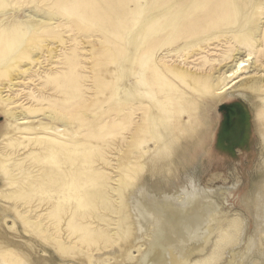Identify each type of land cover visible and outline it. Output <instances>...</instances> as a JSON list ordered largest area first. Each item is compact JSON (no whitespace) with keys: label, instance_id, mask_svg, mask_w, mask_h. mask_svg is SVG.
<instances>
[{"label":"bare ground","instance_id":"bare-ground-1","mask_svg":"<svg viewBox=\"0 0 264 264\" xmlns=\"http://www.w3.org/2000/svg\"><path fill=\"white\" fill-rule=\"evenodd\" d=\"M253 4L254 0H52L57 13L71 14V20L65 21L69 29L91 35L99 32L104 45L98 49L93 75L86 77L79 70L82 60L73 48L65 56L67 70L45 76L44 85L53 84L64 94V103L37 98L51 107L47 118L59 119L49 126L42 124L55 134L28 136V132L15 131L41 124L31 123L23 109L6 117L13 126L0 140V157H10L18 147H40L30 148L8 165L0 159V226L11 218L12 227L6 229L26 237L23 244L14 245L0 235V264H33L32 254L55 247L64 233L66 243L73 246L59 244L65 250L58 252L57 247L55 252L62 257L68 253L72 264H264V180H258L246 197L253 220L250 228L242 212L224 210L219 187L200 185L194 162L186 161L181 170L175 167L186 143L193 140L202 147L204 122L190 110L192 100L185 96L186 88L201 92L200 99L206 96L219 101L231 95L249 99L254 85L262 82L260 76H243L248 68L260 67L254 58L264 45L263 22L256 19L264 12V0L260 11ZM6 14L0 11V17ZM25 16L32 18L29 29L19 25L0 28V60L6 48L12 49L17 42V50L19 43L27 41L32 26L40 29L31 48L54 34L51 28L41 27L53 21L50 12L32 7ZM128 28L138 30L128 39L131 54L123 56L127 48L121 34ZM222 36L227 47L212 60L217 68L211 74L198 73L199 78L191 82L178 70L168 69L165 58L172 59L178 48ZM30 54L40 56L37 48ZM22 56H27L26 50ZM119 56H123L122 64L117 61ZM210 62L203 55L201 66ZM21 67L29 70L27 62ZM8 77L12 81L19 73ZM84 77H91L89 88L98 101L110 102L99 113L88 109L91 95L80 89ZM117 80L127 99L139 97L140 102L112 106ZM53 107L62 111H52ZM89 112L96 114L93 121ZM74 113L81 116L77 124L68 118ZM254 118L264 152V108L254 106ZM60 135L70 140H61ZM114 145L122 152L116 165L108 160ZM141 152L147 155L149 173ZM115 167L113 178L111 168ZM8 172H14V180L4 182ZM239 182L234 179L228 188ZM35 202L45 210L44 215L26 217ZM54 233L57 241L52 238ZM38 257L52 264L47 256Z\"/></svg>","mask_w":264,"mask_h":264},{"label":"rangeland","instance_id":"rangeland-1","mask_svg":"<svg viewBox=\"0 0 264 264\" xmlns=\"http://www.w3.org/2000/svg\"><path fill=\"white\" fill-rule=\"evenodd\" d=\"M260 1L261 0H254L253 7L256 11H260V9H258ZM51 4L52 0H1L0 2V11L2 14L3 12L4 14L8 12V14L0 17V28H13L19 25L25 30L27 28L29 29V21L32 18H27L26 16L22 17V15L31 11L32 7L46 10L54 16L53 21L41 26L42 28H51L54 31V34L51 37L39 40L36 43V47L31 48L30 46L34 44L35 40L33 39V36L36 35V31L40 29L39 27L32 26L27 41L23 44L19 43L17 50V42H15L14 45H12V49L6 48V52L1 57L0 74L4 73L5 78L3 82L5 84L0 85V89H4V91L0 93V140L7 136L5 134L8 133L7 129L9 126H13L10 122L7 123L5 121L6 117H11L10 112L19 109L28 111V114L34 119H31L32 121L30 120L31 123H38L39 121L41 124H36L29 129L18 128L15 131H18V133L28 132L29 134L24 133L28 136H35L36 134L38 135L42 133L55 134L51 129L46 131L42 124L49 126L50 124L58 123L59 119L55 118L51 120L50 118H47L46 112H50L51 107L48 105L47 101H42L40 103L37 101V98L46 96L56 99L61 103L65 102L63 99V92L53 88V84L44 85L43 82L47 74L59 73L60 75L67 70L65 56L72 53L73 48L78 55L77 58L82 60L79 70L85 71L84 73L86 74V77L87 75H93V64L99 59L98 49L102 48L104 45L102 44L103 39L101 38L100 33L93 32V35H91L89 31L81 33L76 32L71 28L70 30L69 24L67 25L65 21L69 22L71 20V18H69L71 14L68 12L57 13L56 9L51 7ZM256 19L259 23L263 22L262 24L264 27V12L257 16ZM140 22L139 19L137 24H140ZM137 30L138 28H128L123 34H121L122 42L127 48V52L123 56L131 54L128 39L129 36ZM181 45L182 43L180 42L179 46ZM226 47L227 42L224 36L217 37L213 40H196L192 47L188 48L184 45L182 48H178L179 51L174 53L172 59L169 56L166 57V65L171 71L178 70L187 78L189 77L191 82H193V80L199 78L196 74L201 72H210L211 74L214 71V68H217V63L212 60L220 57V52ZM35 48H37L40 53V56L38 57H33L30 54L33 50L35 51ZM25 50L27 51V56H22V53ZM12 51L14 54L10 56ZM203 55L211 60V62L205 66H201ZM123 56L118 57V63H123ZM254 59L256 60V64L260 67L255 68L254 70H252V67L248 68L243 76H260L262 82L254 85L250 92L251 96L249 99H242L237 95H231L219 101L206 96L205 98L200 99L199 96L201 92L186 88L187 93L185 96L188 95V98L192 100L190 110L192 113L197 112L196 115L198 118L202 119L204 122L203 134H201L202 147H200V144L196 141L191 140L185 144L180 155L181 160L177 158L175 159L177 161L175 167L180 170L182 169L183 163L186 161L190 163L194 162V164H196L195 171L199 176L200 185L213 188L219 187L222 191V196H224V210L229 211L230 213L242 212L243 215L248 217L250 228H253V220L245 205L246 197L249 195L254 184L257 183L258 180H264V165L262 164L264 163V152L261 151L260 140L256 132V122L254 118V106L257 105L258 107L264 108V45L262 46V51ZM158 60V62L162 64L160 57H158ZM25 62L28 63L29 70H26L25 67H21ZM177 66L181 68L177 69ZM191 72H194V74ZM12 73H19V77L12 81L8 80L10 79L8 76ZM2 75L3 74H1L0 77ZM86 77L81 80V92H84L87 96L91 95L88 104L89 111L99 113L104 110L110 102L98 101V97H95L94 91L89 88L92 86L91 77L84 80ZM123 89L122 83L120 80H117L114 84L115 94L113 96L112 106H115V102L116 104L120 103L121 105H132L140 102L141 98L139 97L131 100L127 99L125 93H123ZM30 93L34 94L36 98L30 96ZM6 96H9L10 98H6ZM230 101L236 102L232 104L233 102ZM236 104L240 106L241 109L234 108L233 106H236ZM53 108L52 111L57 109L61 110L58 107ZM89 113L91 116L90 121H93L96 114L93 113L92 115L91 112ZM68 118L73 124H77L81 120V116L78 113L70 114L68 115ZM18 133L16 135H19ZM148 133H150L154 139L155 132L152 128H150ZM60 138L61 140H70V138L62 135H60ZM149 143L150 146L154 147V141L151 140ZM0 146L2 147L3 143ZM39 147L40 146L35 147L33 144L23 148L18 147L15 154L13 153L10 157H0V159L3 161V165H8L25 155L30 151V148L33 149ZM120 154H122V152L119 151V147L114 145L112 151L108 154V160H110V163L116 165L118 157H121ZM141 154L143 161L142 164L144 169L148 172L149 165L146 159L147 155L142 152ZM106 167L108 169L110 168L109 165H106ZM259 167H262V169ZM111 169L113 170L111 175L115 178L117 169L116 167ZM12 174H14V172L6 173V179H3L4 182L13 181L14 178H11ZM236 178L240 181L238 185L233 189L228 188ZM46 206L47 205L42 206V209ZM28 208L29 211L30 209L32 210L30 213L24 214L26 217H28L29 214L34 215L37 213L38 219L40 215H44L45 210H41V207H37L36 202L33 203L32 207L30 206ZM46 220L47 219H44L43 221L45 222ZM11 225L12 219L9 218L3 227L0 226L1 237H5L3 238L4 240L8 239L9 242L14 245L15 242L23 244L22 242H24V238H26L25 234L21 233L23 237L13 235L10 230L6 229L9 226L12 227ZM66 234L67 233H64L61 239L56 242L57 245L55 247H44V251L42 250L39 254L47 256L52 264H72L73 258L67 252V255L64 257L55 252L57 247L58 252L65 250L63 247H60L59 244L62 246H73L72 243L68 244L66 243L67 240H64ZM60 235H62V231L60 232ZM52 236L53 240L57 241V234L54 233ZM24 247L25 246L22 245L21 248L26 249ZM211 248L212 246L208 249L209 253L211 252ZM39 254H32L36 261L33 264H44L41 258L38 257ZM74 260L77 261V259ZM7 264L15 263L9 262Z\"/></svg>","mask_w":264,"mask_h":264},{"label":"crops","instance_id":"crops-1","mask_svg":"<svg viewBox=\"0 0 264 264\" xmlns=\"http://www.w3.org/2000/svg\"><path fill=\"white\" fill-rule=\"evenodd\" d=\"M230 102H233L232 104H234L236 101H230ZM237 102H238V101H237ZM229 105H230V104H229ZM229 105H228V106H229ZM228 106H227V107H228ZM233 107H234V108H237V109H238V108L241 109V107L238 106L237 104H236V106H233Z\"/></svg>","mask_w":264,"mask_h":264}]
</instances>
